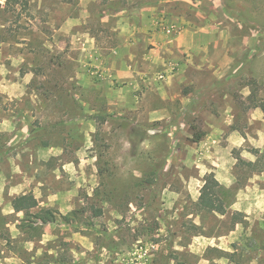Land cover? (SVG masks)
I'll use <instances>...</instances> for the list:
<instances>
[{
  "label": "rangeland",
  "instance_id": "obj_1",
  "mask_svg": "<svg viewBox=\"0 0 264 264\" xmlns=\"http://www.w3.org/2000/svg\"><path fill=\"white\" fill-rule=\"evenodd\" d=\"M5 4L0 83L15 85H0V264H264V0ZM179 79L192 105L161 97ZM210 125L223 129L215 145L231 128L245 138L230 156L251 195L219 188L225 214L198 210L184 182L211 172L193 141ZM24 194L37 205L16 211Z\"/></svg>",
  "mask_w": 264,
  "mask_h": 264
},
{
  "label": "crops",
  "instance_id": "obj_2",
  "mask_svg": "<svg viewBox=\"0 0 264 264\" xmlns=\"http://www.w3.org/2000/svg\"><path fill=\"white\" fill-rule=\"evenodd\" d=\"M5 6H7V5L6 4L0 5V9H5ZM0 26L3 27V24H1V22H0ZM2 43H4V41L0 40V45H2ZM13 43L16 45H21V43L16 41V40H14ZM18 51L19 52L17 53V55H12L11 58H13V59L20 58L22 53H20L21 52L20 50H18ZM0 53H1V51H0ZM0 57H4V56H0ZM127 63L128 62H126V63L122 62V66L120 67V69L118 71H116V75L119 78L123 77V79H129V84L132 83V85H134L135 82H137L136 79H137V76L139 74H138L137 69L132 67V65H130L129 63H128L129 65H128ZM167 70L171 72V70H173V69L168 68ZM182 74H183V71L180 69L178 71L177 75L182 76ZM171 76H173V74L169 75V77H171ZM126 77H129V78H126ZM159 77H163V75H160ZM185 80H186V77H185ZM185 80L179 79L178 83L175 86V85H173V83L169 84L172 81L170 79V82L167 83L170 85L169 90L165 94L161 95V97L164 99L167 98L173 102H175V101L177 102L179 100L180 103H178V104H180V106H182V107L183 106L185 107L188 104L192 105V102L194 99L193 96L192 95L191 96L185 95L182 92V86H183L182 84H183V82L185 83ZM0 85L5 86L6 87L5 89H7V88H12L15 84L11 81L3 80L0 83ZM189 94H191V93H189ZM148 115L150 118H152L154 120L155 119H161V118H169V119L172 118V115L170 114V112L168 110H160V109H157L155 107H153V108L150 107L148 109ZM255 118L258 119L259 115H256V117L251 116L249 121L252 122V121H254L253 119H255ZM261 118H259V119H261ZM173 122H175V120ZM225 123L228 126H230L233 122H232L231 118H229V119L225 120ZM222 132H223V129L220 128L219 126L210 125V128H208L207 131L202 135L201 139L198 142H195L194 144L196 145V147L198 146V144L200 145V149H202L201 155H203V157H205L206 155H208L210 157V160H208V161H209L211 166L209 168H210V171L214 174L218 183L220 184V188L222 187L224 189H234L236 201L237 202H239V201L243 202V200H245L246 196L251 195L249 192V189H250V186H252V185L248 184V185H246L245 188L244 187L243 188L237 187V189H235V187H236L235 186V182H236L235 178L236 177H235V174L233 172V169L235 166V161H234V158H232V156H230V154H231L230 149L233 145H236L234 141H237L239 139L240 140L239 143H242L241 141L242 140L244 141L245 138L243 135L240 134V132L238 131L237 128H231L230 131H228V135H227V140L229 141L228 145L221 147L220 145H217V144L215 145V143H217V139H215V138H216V136L218 137V135H220ZM257 133H258L259 137H258V141H256V142L263 144L264 143V126H263V124H262L261 129ZM246 135L248 136L247 132H246ZM211 138L214 139L213 140L214 144L205 148L203 143L206 141H207V143H209L208 140ZM259 145L260 144H258V146H256V147L259 148L260 147ZM211 147H212V149H211ZM222 150H225L224 156L220 155ZM248 159H249L248 161L251 162V158H248ZM198 167L200 169L198 172V177L190 176L189 179L184 181L186 183V187L188 189V192L191 195L192 200L194 202H197L199 195H200V189L204 183L203 177H204L205 170H203V169L205 168V165H201V166L198 165ZM261 175H264V171L261 172ZM171 193H172V195H174V192L171 191ZM258 196H260L262 198L261 199L260 197H258L260 202H261V200H264L263 199V197H264V190L263 189H261L260 194ZM232 207H234V209H238L237 205H232ZM212 212H214V211H212Z\"/></svg>",
  "mask_w": 264,
  "mask_h": 264
},
{
  "label": "trees",
  "instance_id": "obj_3",
  "mask_svg": "<svg viewBox=\"0 0 264 264\" xmlns=\"http://www.w3.org/2000/svg\"><path fill=\"white\" fill-rule=\"evenodd\" d=\"M202 135L203 133L196 134L193 141L198 142ZM203 179L204 183L200 189V195L196 202L198 210L204 209L224 214L226 210L225 205L218 195L220 184L212 172L205 174ZM12 205L16 211H26L28 209L34 208L37 205V201L33 195L24 194L15 197L12 201ZM38 217L40 218V222L42 224L53 223L55 221L54 215L49 209L44 210L42 215Z\"/></svg>",
  "mask_w": 264,
  "mask_h": 264
},
{
  "label": "built area",
  "instance_id": "obj_4",
  "mask_svg": "<svg viewBox=\"0 0 264 264\" xmlns=\"http://www.w3.org/2000/svg\"><path fill=\"white\" fill-rule=\"evenodd\" d=\"M6 2V0H2V2H0V5H4Z\"/></svg>",
  "mask_w": 264,
  "mask_h": 264
},
{
  "label": "snow or ice",
  "instance_id": "obj_5",
  "mask_svg": "<svg viewBox=\"0 0 264 264\" xmlns=\"http://www.w3.org/2000/svg\"><path fill=\"white\" fill-rule=\"evenodd\" d=\"M0 2H2V0H0Z\"/></svg>",
  "mask_w": 264,
  "mask_h": 264
}]
</instances>
